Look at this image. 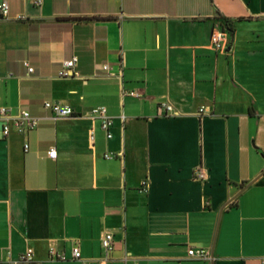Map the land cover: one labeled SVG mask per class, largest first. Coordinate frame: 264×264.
Listing matches in <instances>:
<instances>
[{
	"label": "crops",
	"instance_id": "obj_1",
	"mask_svg": "<svg viewBox=\"0 0 264 264\" xmlns=\"http://www.w3.org/2000/svg\"><path fill=\"white\" fill-rule=\"evenodd\" d=\"M3 1L0 109L40 122L0 125V264H264V0Z\"/></svg>",
	"mask_w": 264,
	"mask_h": 264
},
{
	"label": "built area",
	"instance_id": "obj_2",
	"mask_svg": "<svg viewBox=\"0 0 264 264\" xmlns=\"http://www.w3.org/2000/svg\"><path fill=\"white\" fill-rule=\"evenodd\" d=\"M10 6L7 1H3L0 3V14L2 17L7 18L9 16ZM19 19H24V17L20 16ZM211 41L213 45L217 49H221L223 47V43L225 41V30L218 29L215 31L211 37ZM77 58L74 57L71 60L65 61L63 64V68L60 71L59 76L61 78H69L72 77L74 74V69L77 65ZM104 71H108L109 67L104 66ZM34 72L33 68H29V73L32 74ZM125 96H133V97H140V94L134 91H126L124 92ZM45 109L52 114V118L54 120H61V119H68L72 117H76V113L74 109L70 106H63L51 102H46L44 105ZM163 109L166 110L168 114L171 116H178L179 113L168 104H162L161 106ZM204 110V109H203ZM202 110V111H203ZM9 111L6 108L0 109V125L2 127V132L5 137H8L12 131V129H16L18 132L23 133L28 130H34L38 127L40 119L33 117L29 111H20L17 115H10L8 114ZM88 118L91 119L93 122L99 121L101 123V128L106 133L108 139L113 138L112 129L114 126V119L108 114V110L106 107H96L93 108L89 114ZM91 139H94V130L91 131ZM25 150H29V146L26 145ZM49 156L51 158L57 157L56 149H52L49 152ZM113 155H106L107 159L113 158ZM197 177L199 179L205 178V172L199 171L197 173ZM102 248L104 251V260L102 264H107L111 254L115 250V240H114V232L109 231L105 233L101 239ZM51 258L54 260L59 261H66L67 257L63 253H59L56 251L55 248L50 249ZM188 256L190 258L196 259H205L206 253L203 250H196L191 249L188 252ZM72 257L74 260H81L82 253L78 246H75L72 252ZM20 262L28 263L33 261V254L32 251H28L27 253L21 255ZM137 264V263H134Z\"/></svg>",
	"mask_w": 264,
	"mask_h": 264
},
{
	"label": "trees",
	"instance_id": "obj_3",
	"mask_svg": "<svg viewBox=\"0 0 264 264\" xmlns=\"http://www.w3.org/2000/svg\"><path fill=\"white\" fill-rule=\"evenodd\" d=\"M227 23V22H226Z\"/></svg>",
	"mask_w": 264,
	"mask_h": 264
}]
</instances>
